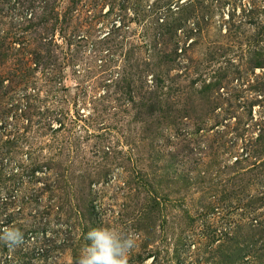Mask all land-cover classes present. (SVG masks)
Returning a JSON list of instances; mask_svg holds the SVG:
<instances>
[{
  "label": "rangeland",
  "instance_id": "obj_1",
  "mask_svg": "<svg viewBox=\"0 0 264 264\" xmlns=\"http://www.w3.org/2000/svg\"><path fill=\"white\" fill-rule=\"evenodd\" d=\"M264 264V0H0V264Z\"/></svg>",
  "mask_w": 264,
  "mask_h": 264
},
{
  "label": "clouds",
  "instance_id": "obj_2",
  "mask_svg": "<svg viewBox=\"0 0 264 264\" xmlns=\"http://www.w3.org/2000/svg\"><path fill=\"white\" fill-rule=\"evenodd\" d=\"M85 244L79 254L77 264H128V258L137 247V234L132 230L114 227L91 228L86 233ZM0 241L9 247L23 242V232L17 228H6Z\"/></svg>",
  "mask_w": 264,
  "mask_h": 264
}]
</instances>
